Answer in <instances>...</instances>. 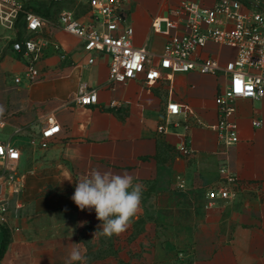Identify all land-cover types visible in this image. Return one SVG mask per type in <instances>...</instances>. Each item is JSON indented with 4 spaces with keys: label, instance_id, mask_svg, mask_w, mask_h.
Masks as SVG:
<instances>
[{
    "label": "crops",
    "instance_id": "1",
    "mask_svg": "<svg viewBox=\"0 0 264 264\" xmlns=\"http://www.w3.org/2000/svg\"><path fill=\"white\" fill-rule=\"evenodd\" d=\"M120 1L121 29L132 27L135 46L151 57L126 84H110V56L88 54L81 39L58 24L47 26L43 37L60 44L67 59L50 48L30 83L23 54L7 48L12 32L0 27V140L20 151L14 167L22 183L12 195L9 222L0 225V264H65L76 243L86 249L88 264H264V98L237 101L240 140L225 149L216 98L228 76L191 70L169 79L160 69L168 37L152 24L164 17L182 28L188 18L182 0ZM187 1L211 8L218 0ZM67 10L101 28L88 0L72 1ZM45 17L56 23L59 15ZM237 54L209 42L195 58L223 67ZM151 68L161 77L149 80ZM81 82L98 90L96 105L75 102ZM171 102L181 113L167 118ZM50 117L61 131L43 150L37 144ZM224 164L239 186L221 175ZM93 168L128 172L143 186L141 212L120 236H94L101 224L95 210L81 211L71 199L77 180ZM222 184L235 195L211 202L208 191Z\"/></svg>",
    "mask_w": 264,
    "mask_h": 264
},
{
    "label": "built area",
    "instance_id": "2",
    "mask_svg": "<svg viewBox=\"0 0 264 264\" xmlns=\"http://www.w3.org/2000/svg\"><path fill=\"white\" fill-rule=\"evenodd\" d=\"M28 0H0V27L12 32L7 39L12 43V49L23 54L30 83L39 78L38 63L54 48L66 60L64 48L57 42L43 37L47 26L57 24L66 32L81 39L82 47L90 55L103 54L111 58L109 82L112 85L126 84L142 72L149 60L150 53L145 47L134 44V29H121L122 14L120 0H88L94 16L101 28L85 25L80 22L73 10L64 9L59 14L57 22L45 16L30 11L26 7ZM59 3L76 0H56ZM182 6L188 18L181 28L180 24L170 18L160 17L154 20L152 27L157 33L168 37L160 60V69L170 72L168 78L175 73H187L198 70L202 73L216 74L223 72L228 76V84L217 96L218 109L217 134L221 145L228 149L237 144L239 124L236 120V103L242 99L258 100L264 98V11L260 4H250L243 0H218L211 8L182 0ZM24 21V31L17 29L20 21ZM19 37V38H18ZM17 38V40H16ZM15 41V42H13ZM209 42L219 46H229L238 49L237 57L221 66L213 59H197V53ZM94 58L89 60L94 62ZM159 68L148 70V79L161 77ZM21 82L20 78L16 79ZM75 102L84 107L98 103V90L88 83L81 82L75 95ZM180 105L171 102L166 109L167 118L178 116ZM259 127V120L253 121ZM0 121V134L2 131ZM19 129L17 133L21 132ZM61 126L53 117L48 119V126L43 130L38 147L47 150L52 140L60 133ZM184 154L192 153L185 146L180 147ZM21 159L18 148L0 140V225L9 222V210L13 194L22 191V183L16 168ZM220 173L227 179L228 185L239 186L240 180L228 173L226 164ZM228 185L215 186L208 191V199H229L235 195ZM181 187H184L183 182Z\"/></svg>",
    "mask_w": 264,
    "mask_h": 264
},
{
    "label": "clouds",
    "instance_id": "3",
    "mask_svg": "<svg viewBox=\"0 0 264 264\" xmlns=\"http://www.w3.org/2000/svg\"><path fill=\"white\" fill-rule=\"evenodd\" d=\"M4 108L0 106V115ZM135 177L128 173L111 170L91 169L77 180L71 199L81 210H95L96 219L101 221L97 234L107 238L120 236L131 226L141 212L143 186L134 183ZM69 180V179H68ZM71 181V180H69ZM88 264L86 249L74 244L65 264Z\"/></svg>",
    "mask_w": 264,
    "mask_h": 264
},
{
    "label": "rangeland",
    "instance_id": "4",
    "mask_svg": "<svg viewBox=\"0 0 264 264\" xmlns=\"http://www.w3.org/2000/svg\"><path fill=\"white\" fill-rule=\"evenodd\" d=\"M245 2H248L250 4H261L259 2V0H243ZM72 1H67V2H64V3H59L58 1L56 0H28L26 2V7L28 10L30 11H34L36 13H39L43 16H53V17H56L58 16L62 10L64 9H68V6H70V3ZM18 30H20L21 32L24 31V21H20V23L18 24V27H17ZM19 38V37H18ZM17 40V38H16ZM15 42V41H13ZM3 43L1 40H0V46H2ZM12 43H9L8 47L7 48H11L12 49ZM4 48H0V56H1V53L3 52Z\"/></svg>",
    "mask_w": 264,
    "mask_h": 264
}]
</instances>
